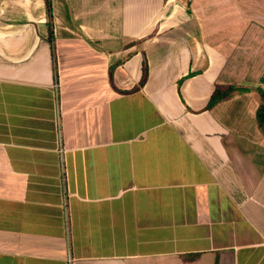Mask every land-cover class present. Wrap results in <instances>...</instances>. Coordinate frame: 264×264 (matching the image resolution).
Returning <instances> with one entry per match:
<instances>
[{
  "label": "crops",
  "instance_id": "obj_1",
  "mask_svg": "<svg viewBox=\"0 0 264 264\" xmlns=\"http://www.w3.org/2000/svg\"><path fill=\"white\" fill-rule=\"evenodd\" d=\"M259 88L264 0H0V264H264Z\"/></svg>",
  "mask_w": 264,
  "mask_h": 264
},
{
  "label": "trees",
  "instance_id": "obj_2",
  "mask_svg": "<svg viewBox=\"0 0 264 264\" xmlns=\"http://www.w3.org/2000/svg\"><path fill=\"white\" fill-rule=\"evenodd\" d=\"M246 87L242 85H225V86H218L214 89L212 94L209 98V105H212L216 101L226 97L232 91H243ZM259 96H260V103L258 109L256 111V116L258 120V124L260 127L264 124V89L259 88Z\"/></svg>",
  "mask_w": 264,
  "mask_h": 264
}]
</instances>
